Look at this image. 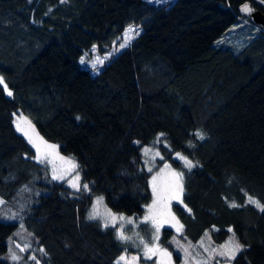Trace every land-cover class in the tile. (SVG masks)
Instances as JSON below:
<instances>
[{"label": "trees", "instance_id": "trees-1", "mask_svg": "<svg viewBox=\"0 0 264 264\" xmlns=\"http://www.w3.org/2000/svg\"><path fill=\"white\" fill-rule=\"evenodd\" d=\"M246 2L254 7L249 0H0V77L12 92L0 85V199L19 218L0 221V264H8L5 241L19 224L43 249L42 264H112L125 246L86 210L100 196L113 213L141 216L160 162L145 169L140 149L150 145L183 174L170 207L181 236L194 242L208 232L218 244L231 234L244 246L231 264H264V211L247 202L264 203V30L238 16ZM129 28L139 35L126 36ZM225 33L240 44L213 45ZM18 111L74 159L88 191L71 194L48 177L14 129ZM169 233L162 229L160 241Z\"/></svg>", "mask_w": 264, "mask_h": 264}, {"label": "rangeland", "instance_id": "rangeland-1", "mask_svg": "<svg viewBox=\"0 0 264 264\" xmlns=\"http://www.w3.org/2000/svg\"><path fill=\"white\" fill-rule=\"evenodd\" d=\"M172 1L173 0H168L169 3ZM235 26L229 29H232ZM227 33L217 38L213 45H225L228 47H234L238 45V43L240 44V38L233 39L232 37H230L227 41ZM12 120L15 131L19 133L24 138V140L30 145V147L34 150L36 156V148L33 147L32 143H29L28 137L25 136L23 132L17 130V124H19L20 127L25 131H28L29 136H31L32 139L40 147V156L43 158L44 162H38L36 158L35 160L36 162L40 163V165L44 168L48 177L52 179L53 172L55 171L56 175H62L64 178L52 180L55 182L63 181L64 186L67 188L69 193H77V191L70 186V182H74L76 174L79 173L77 167H72V165L75 164L74 159L69 156H62L58 154L56 152V146L41 139L36 134V132L33 131L32 126L30 125L31 127H29L30 123L23 117V115L19 111L13 114ZM41 141L46 142L47 145H54L55 148L48 149L45 147L44 143H41ZM159 143L165 146L163 140H159ZM145 149H148L147 155H145ZM157 153L158 150L152 145L142 147L140 149V155L143 159L145 169H151L155 165L157 160L160 161L157 167L150 173L151 175L148 178V188L151 198L149 203L143 207V211L140 217L124 216L120 213L111 212L103 204L102 199L98 201V198H101L100 196H94L92 198L91 205L86 210V219L97 222L102 228H112L116 239L117 229H121V226L124 235L132 237V239L127 241H120L117 239L125 246V251H122L121 254L114 259L112 264H142V262L144 261H151L152 264H205V262L206 264H217V262H219V264H228L227 259L225 257H220L216 255L215 252H213V249L217 251H225L226 248L223 246H226L228 242L233 238L231 234L227 236L225 241L217 244L211 241L208 232H205L199 239L194 242L189 241L183 236H181V232H177V227L179 225H176V220L171 219V217L173 216L170 212V207L171 204L178 203L179 199H168V197L172 193V185L174 179L172 173H174L175 171L170 167L167 162L161 159L160 154L157 155ZM172 157L177 160L183 167L188 168L185 166V161L180 159L177 154H173ZM153 177L156 178L155 184L157 187V191L161 196V201L158 204V208H164L165 211L164 217H157V223H160V221L163 219H167L169 221L167 223H161L158 241H155L153 239L156 235V230L152 220L145 221V217L150 215L149 206H151L153 204L154 199H156L153 194ZM177 195L178 197H180V193H177ZM247 202L249 203V198H247ZM250 204L257 209H260L255 204ZM260 204L264 205V203ZM165 205H167V207H165ZM93 212L98 214L97 217L95 219H89L90 213ZM108 213H111L117 217L123 216L126 219L123 221L117 219L113 226V222L108 216ZM127 218H131L132 222L128 223ZM18 219V210L16 207L13 208L11 205L5 204L4 202L0 204V221L18 222ZM106 222L109 224L108 227L104 226ZM162 229H167L170 231L167 237H165V243L160 241V233ZM141 238L145 242H150L149 246H152V244H158L160 248L166 249L169 253H171L170 261L167 257H164L160 254L152 256L151 259H147L145 256L144 245L141 243ZM5 245L6 251L1 256V260L7 262L8 264H36V260L40 261L41 249L36 248L35 245L33 246V244H31L29 234L24 231L23 227L20 224L6 239ZM17 245H19L20 247L29 245V247L26 251L21 252L20 248H18ZM9 249H12V251H14L18 256L22 257V259L19 262L12 261L9 258ZM185 249H187V255L185 253ZM30 256H35L36 260L28 259ZM121 257H124L125 259L121 260ZM40 264L42 263L40 262Z\"/></svg>", "mask_w": 264, "mask_h": 264}, {"label": "snow or ice", "instance_id": "snow-or-ice-1", "mask_svg": "<svg viewBox=\"0 0 264 264\" xmlns=\"http://www.w3.org/2000/svg\"><path fill=\"white\" fill-rule=\"evenodd\" d=\"M62 2H63V0H62ZM146 3L152 4V5H161L162 6V5L166 4V3H168V0H146ZM241 11L244 12V13H251L252 9L247 4H245L243 6V8L241 9ZM139 31H140L139 28H129V29L125 30V35L127 36L129 33H133L135 35H139ZM129 42H130V39H126L124 43H121L119 45V47L122 49V48L126 47ZM94 48H95V46H94ZM81 63H84V58L83 57L81 58ZM96 63L102 64L103 61L99 60ZM93 70H96L95 69V64L93 65ZM0 85L4 86V91L9 96L12 95V92L8 89V87L5 84V82H4L2 77H0ZM77 119H79V117H77ZM29 127H31L30 124H29ZM17 130L23 132V134L28 137L29 143H32L33 147L36 148L37 156L35 158L38 160V162H41V163L44 162L43 158L40 156V151H41L40 147L32 139V137L29 136L28 131H25L24 129H22L19 124H17ZM33 131H34V129H33ZM195 135L199 139H203L204 138L203 133H201V132H197V133H195ZM41 143H44L45 147L48 148V149H54L55 148L54 145H47L46 142L41 141ZM147 153H148V149H145V155H147ZM157 155H159V153H157ZM177 156L180 159L185 161V166L186 167H188V168L193 167L191 161L187 160L186 157L181 156L179 153H177ZM61 159H63V158H61ZM72 167L75 168L76 165L73 164ZM166 167H167V165H166ZM149 171H151V169H149ZM172 175H173L174 179H173V185H172V193L168 197L169 200L170 199H179L177 193H182L183 192V174L179 173V172H174V173H172ZM63 178L64 177L62 175L58 176V175L55 174V171L53 172L52 179L58 180V179H63ZM155 179L156 178L153 177V194H154V197H156V199H154L153 204L151 206H149L150 215L145 217V221L152 220L153 225H154L155 230H156V235L154 236L153 239L155 241H158L159 240V232H160L161 223H167L169 221L167 219H163V220L160 221V223H157V217H164L165 216V211H164V208H158V204L161 201V196H160V194L157 191V187H156V184H155ZM70 186L73 187L76 191H81V190L88 191L89 190L87 184H83L82 189H81L79 173L76 174L75 181L74 182H70ZM101 199L102 198H98V201L101 200ZM180 202H182V201H180ZM2 203H3V201L0 200V204H2ZM249 203L255 204L262 211H264V205H261L258 201L253 200L251 197L249 198ZM229 206L230 207H237L238 205L233 203V204H230ZM165 207H167V205H165ZM97 215L98 214L95 213V212L90 213L89 219H95L97 217ZM108 216L111 218V221L113 222V226H114L115 221L117 219L121 220V221L126 219L123 216L117 217V216H115V215H113L111 213H108ZM127 219H128V223L132 222L131 218H127ZM171 219L175 220V217L173 216V217H171ZM176 225H179V221H176ZM104 226L108 227L109 224L106 222ZM182 228H183V225H179L177 227V232L178 233L181 232ZM229 231H231V229H229ZM117 239L120 240V241H127V240L132 239V237L124 235V232L122 231V226H121V229H117ZM141 243L144 245L145 256H146L147 259H151L152 256L160 254V255H162L164 257H167L168 260L170 261L171 253H169L166 249L160 248L158 246V244H152V246H149L150 242H145L142 238H141ZM17 247L20 248L21 252H24V251L27 250L29 245H25L24 247H20L19 245H17ZM223 247L226 248L225 251H217V250L213 249V252H215V254L220 256V257H225L227 259V261H228V264H231V261L235 260L237 254L242 252L243 248H244V246L242 244H240L239 242L236 241L234 236L228 242V244L226 246H223ZM40 251L43 252V249H41ZM185 253L187 255V249H185ZM9 258L12 261H14V262H19L22 259V257L18 256L14 251H12V249H9ZM28 259L36 260V257L35 256H30ZM120 259L124 260L125 258L121 257ZM36 264H40V261L36 260ZM205 264H206V262H205ZM217 264H219V262H217Z\"/></svg>", "mask_w": 264, "mask_h": 264}, {"label": "water", "instance_id": "water-1", "mask_svg": "<svg viewBox=\"0 0 264 264\" xmlns=\"http://www.w3.org/2000/svg\"><path fill=\"white\" fill-rule=\"evenodd\" d=\"M252 5L255 7H252L249 5V3H244L240 5L237 9L238 16L246 17L249 22L259 25L264 30V0H249ZM247 4L251 9V13H244L241 11L243 6ZM261 9L262 11L258 10Z\"/></svg>", "mask_w": 264, "mask_h": 264}]
</instances>
